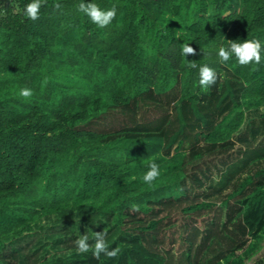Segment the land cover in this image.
I'll list each match as a JSON object with an SVG mask.
<instances>
[{
  "label": "trees",
  "instance_id": "1",
  "mask_svg": "<svg viewBox=\"0 0 264 264\" xmlns=\"http://www.w3.org/2000/svg\"><path fill=\"white\" fill-rule=\"evenodd\" d=\"M30 2L0 0V264L256 257L264 0H46L34 21ZM81 2L115 5L116 16L99 27ZM226 39L259 40L261 62L220 63ZM188 43L196 54L183 56ZM193 61L215 70L214 84L199 85ZM153 161L160 175L145 183ZM99 231L117 257L77 251L80 235L94 245Z\"/></svg>",
  "mask_w": 264,
  "mask_h": 264
},
{
  "label": "clouds",
  "instance_id": "2",
  "mask_svg": "<svg viewBox=\"0 0 264 264\" xmlns=\"http://www.w3.org/2000/svg\"><path fill=\"white\" fill-rule=\"evenodd\" d=\"M42 3H46V0H31L23 8V15L31 20H37L39 18V9ZM54 9H60L61 4L59 2L54 3ZM78 11L85 13L90 20L97 24L99 27H106L109 25L116 16V6L113 5L107 10H102L95 3H83L78 6ZM227 46L221 45L218 47L216 54L220 63H227L234 55L240 65H247L251 62L259 64L261 62V43L257 39H244L241 42L237 40H227ZM183 56L195 55L196 50L188 44L182 45ZM189 68H198L199 72V85L201 87H208L215 83L217 79V73L215 70L207 64L197 65L194 61L188 64ZM47 84V79L44 81ZM33 95V91L30 88L24 87L19 91V96L25 99L30 98ZM148 171L143 176L145 183L151 184L160 175L159 166L153 161L148 165ZM135 210V209H134ZM107 232L99 231L93 232L92 239L94 245L88 243L89 236L86 234L80 235L75 241L76 249L79 253H86L92 251V255L95 258H99L101 253L109 258L117 257L121 249L119 247L109 248V244L106 240Z\"/></svg>",
  "mask_w": 264,
  "mask_h": 264
},
{
  "label": "rangeland",
  "instance_id": "3",
  "mask_svg": "<svg viewBox=\"0 0 264 264\" xmlns=\"http://www.w3.org/2000/svg\"><path fill=\"white\" fill-rule=\"evenodd\" d=\"M260 244H261V246L263 245V247H264V239L260 242ZM263 255H264V249H261L260 251H258L256 257H262ZM256 257L255 256L252 257L251 260L250 259L249 260L248 259H245V262L247 264H250V262H252Z\"/></svg>",
  "mask_w": 264,
  "mask_h": 264
}]
</instances>
